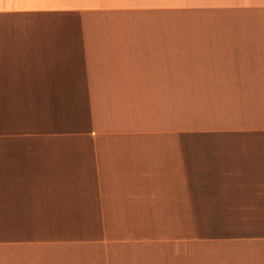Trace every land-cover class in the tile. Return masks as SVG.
I'll return each instance as SVG.
<instances>
[{"label": "crops", "instance_id": "0c3cea01", "mask_svg": "<svg viewBox=\"0 0 264 264\" xmlns=\"http://www.w3.org/2000/svg\"><path fill=\"white\" fill-rule=\"evenodd\" d=\"M0 264H264V0H2Z\"/></svg>", "mask_w": 264, "mask_h": 264}, {"label": "snow or ice", "instance_id": "6c2138e0", "mask_svg": "<svg viewBox=\"0 0 264 264\" xmlns=\"http://www.w3.org/2000/svg\"><path fill=\"white\" fill-rule=\"evenodd\" d=\"M0 3H2V0H0Z\"/></svg>", "mask_w": 264, "mask_h": 264}]
</instances>
